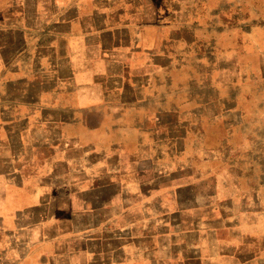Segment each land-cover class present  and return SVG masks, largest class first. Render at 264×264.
<instances>
[{
    "label": "crops",
    "instance_id": "1",
    "mask_svg": "<svg viewBox=\"0 0 264 264\" xmlns=\"http://www.w3.org/2000/svg\"><path fill=\"white\" fill-rule=\"evenodd\" d=\"M263 87L264 4L0 0V264H264Z\"/></svg>",
    "mask_w": 264,
    "mask_h": 264
},
{
    "label": "rangeland",
    "instance_id": "2",
    "mask_svg": "<svg viewBox=\"0 0 264 264\" xmlns=\"http://www.w3.org/2000/svg\"><path fill=\"white\" fill-rule=\"evenodd\" d=\"M242 1V5H249V6H253V7H259L261 6L262 4H264V0H241ZM231 2V1H230ZM229 2V3H230ZM228 46V45H225V47ZM214 48H217L216 46ZM256 47H253V46H249V47H244L242 46L241 47V52H242V56H243V59H244V65L246 64H250L252 65L253 61H254V58H255V53H256ZM214 65L215 62H214ZM188 80V79H186ZM262 92L261 93V96H258V98H260L259 100L264 102V87L262 88ZM245 93H247V87H242V90H241V99L242 100H247L246 97L244 96Z\"/></svg>",
    "mask_w": 264,
    "mask_h": 264
}]
</instances>
